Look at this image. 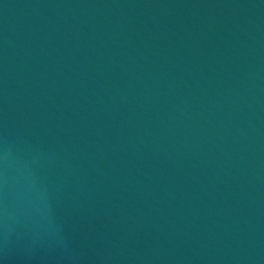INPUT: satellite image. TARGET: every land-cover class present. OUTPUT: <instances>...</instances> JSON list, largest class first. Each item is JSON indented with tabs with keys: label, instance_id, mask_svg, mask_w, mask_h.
<instances>
[{
	"label": "water",
	"instance_id": "water-1",
	"mask_svg": "<svg viewBox=\"0 0 264 264\" xmlns=\"http://www.w3.org/2000/svg\"><path fill=\"white\" fill-rule=\"evenodd\" d=\"M202 264H264V0H127Z\"/></svg>",
	"mask_w": 264,
	"mask_h": 264
}]
</instances>
